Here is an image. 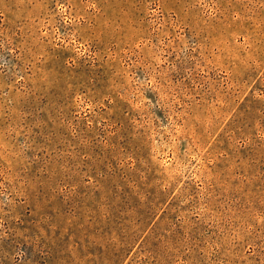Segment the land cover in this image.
Listing matches in <instances>:
<instances>
[{
  "label": "rangeland",
  "instance_id": "obj_1",
  "mask_svg": "<svg viewBox=\"0 0 264 264\" xmlns=\"http://www.w3.org/2000/svg\"><path fill=\"white\" fill-rule=\"evenodd\" d=\"M0 264H264V0H0Z\"/></svg>",
  "mask_w": 264,
  "mask_h": 264
}]
</instances>
